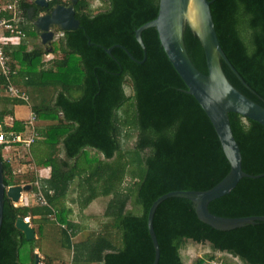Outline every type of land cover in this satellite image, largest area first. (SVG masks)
<instances>
[{
    "label": "trees",
    "instance_id": "trees-1",
    "mask_svg": "<svg viewBox=\"0 0 264 264\" xmlns=\"http://www.w3.org/2000/svg\"><path fill=\"white\" fill-rule=\"evenodd\" d=\"M10 1L25 37L5 46L12 72L7 77L0 70V84L13 82L27 98L1 90L0 126L23 136L34 133V142L47 146L37 165L48 173L19 172L27 168L20 152L34 142H13L9 147L14 158L3 156L5 143H0L6 186L30 183L28 191H33L38 180L46 200L23 203L4 196L0 264H34L36 249L43 264H152L154 247L147 227L151 203L171 190L207 189L230 168L210 118L186 91L153 26L141 32L143 59L135 30L156 16L159 0H102L104 6L96 9L89 0H76L79 26L57 30L48 45L40 42L28 15L29 8L36 15L40 7L33 0ZM4 2L0 0V17L9 14L1 8ZM70 2L49 0L48 6ZM210 10L220 45L247 85L221 60L226 77L264 107V0H212ZM184 41L194 65L207 73L202 44L189 26ZM122 46L143 61L132 59ZM15 104L34 111V127L15 115ZM7 114L14 116L13 126L3 123ZM229 119L243 170L258 176L240 178L228 193L211 200L208 209L223 216L264 215V125L237 112H229ZM130 136L133 144L124 148ZM124 177L129 181L120 186ZM74 184L91 190L85 202L100 186L107 196L103 219L78 239L79 224L68 217L65 205ZM18 216L29 217L34 238L26 239L16 227ZM153 228L157 264H186L188 249L207 258L229 254L241 264H264L261 219L218 229L197 217L190 199L171 196L157 206ZM66 250L72 253L69 261Z\"/></svg>",
    "mask_w": 264,
    "mask_h": 264
},
{
    "label": "water",
    "instance_id": "water-1",
    "mask_svg": "<svg viewBox=\"0 0 264 264\" xmlns=\"http://www.w3.org/2000/svg\"><path fill=\"white\" fill-rule=\"evenodd\" d=\"M37 5H46L48 0H33ZM67 5L56 4L50 12H43L32 19L34 28L42 44L48 45L54 38V29H73L79 26V20L74 15V3ZM212 0H159L156 16L141 24L135 30V37L143 50L146 47L141 37L143 29L153 26L156 28L168 59L185 82L186 91L192 94L210 118L219 137L222 149L229 161V171L224 177L207 189H177L158 196L150 205L147 214V227L154 247L152 264L159 259V245L153 228L154 212L161 201L171 196H181L192 201L197 217L218 229L240 227L255 219L264 220V215L223 216L211 212L208 203L216 197L228 193L244 176L256 177L242 168L240 147L234 138L229 112H237L264 125V107L255 102L237 88L226 77L221 60H224L247 85L241 75L234 69L222 49L214 25L210 4ZM189 26L199 38L207 65V73L199 70L192 62L184 41V29ZM114 45L106 47L111 52ZM123 47V46H122ZM123 49L134 60H137L126 47ZM137 60V61H143ZM31 188L30 183L12 184L6 186L3 178V165L0 153V229L3 217L4 196L13 202H18L21 193ZM15 225L23 231L26 239L35 237V230L29 220L18 216ZM39 254L35 251L34 264H38Z\"/></svg>",
    "mask_w": 264,
    "mask_h": 264
},
{
    "label": "rangeland",
    "instance_id": "rangeland-1",
    "mask_svg": "<svg viewBox=\"0 0 264 264\" xmlns=\"http://www.w3.org/2000/svg\"><path fill=\"white\" fill-rule=\"evenodd\" d=\"M4 1L5 3H9V0H4ZM89 2L91 4V9H96L98 7L104 6V2L102 0H89ZM28 46L29 48L32 47V41L28 43ZM53 56L54 54H48L47 58H50ZM0 104H1V101H0ZM13 108H14V113L17 117L23 118V119L29 117V111H28L27 105L15 104ZM7 116L8 114L4 116L3 122L5 118L8 120ZM133 141H134V136H130L126 140H124L123 141L124 148L132 146ZM47 152H48V149L46 145L35 141L34 144L30 146L27 152L26 151H24V153L22 151L20 152L21 154L20 156L22 157L21 163H24L26 165V166H23V168L24 167H27V168L19 172H23L26 170L31 172L35 169H38L42 176H46L48 173L47 169L45 167H38L37 162ZM2 154L4 157H13L14 151L4 146L2 150ZM122 156L123 158H125L123 151H122ZM128 181H129V178L124 177L122 181L119 183V185L120 186L126 185ZM100 190H101V186L97 188L96 194L88 202L84 201V198H86L85 196L91 192V190L88 187H78L74 184V189L72 190V192L67 194L65 198V205L66 207H69L70 209L68 217L73 219L75 223L79 224L75 239H78L80 236H83L84 234L88 233L91 229L97 227L99 222L103 219L102 210L104 208L107 196L101 194ZM24 192H25V196L21 198L18 202L36 203L34 202V193L32 191H24ZM49 217H52V216H49ZM42 243L47 244V242L45 241H41V244ZM35 251H37V249ZM38 254L40 256L38 264H43V262L40 260V258L42 257V254L39 252ZM71 254L72 253L70 251L66 250L65 256H64L65 260L69 261L71 259ZM185 255L187 256L186 264H197L199 259L202 258L201 253L195 252L191 249L186 250ZM223 257H224V261L226 264H241L235 257L229 254L228 255L226 254Z\"/></svg>",
    "mask_w": 264,
    "mask_h": 264
},
{
    "label": "built area",
    "instance_id": "built-area-1",
    "mask_svg": "<svg viewBox=\"0 0 264 264\" xmlns=\"http://www.w3.org/2000/svg\"><path fill=\"white\" fill-rule=\"evenodd\" d=\"M1 8L9 12L8 15L0 17V70H2L8 77L12 70L10 66V56L6 52L5 46L20 43L25 37V34L17 23V10L15 3L9 2L2 4ZM1 90L12 97L27 98V95L20 91L19 88L10 81H8L5 85L0 84V92ZM7 117L8 120L5 118L3 123L9 127L13 126L14 116L8 114ZM35 119L36 116L34 111L30 110L29 117L24 120V124L27 127H34ZM34 136V133H29L27 136H23L18 131L5 130L0 126V143H5V147H9L15 141H22L29 146L34 142ZM34 183L37 186V189L32 191L34 193V202L45 204L46 200L41 189V183L38 180H35ZM24 219L29 220V217L26 216ZM201 257L202 258L199 259L198 264H223L224 262L223 257Z\"/></svg>",
    "mask_w": 264,
    "mask_h": 264
},
{
    "label": "flooded vegetation",
    "instance_id": "flooded-vegetation-1",
    "mask_svg": "<svg viewBox=\"0 0 264 264\" xmlns=\"http://www.w3.org/2000/svg\"><path fill=\"white\" fill-rule=\"evenodd\" d=\"M48 3H49V0H48ZM48 3L46 4V5H38L40 8H39V10L37 11V13H36V15L34 14V10L32 9V8H29L28 9V15H29V17L31 18V19H33V18H36L37 16H39L41 13H43V12H50L52 9H53V7H54V5H56V4H54L53 6H51V7H49L48 6ZM58 4V3H57ZM57 30H59V28H55L54 29V36L56 35V31ZM61 30V29H60Z\"/></svg>",
    "mask_w": 264,
    "mask_h": 264
},
{
    "label": "crops",
    "instance_id": "crops-1",
    "mask_svg": "<svg viewBox=\"0 0 264 264\" xmlns=\"http://www.w3.org/2000/svg\"><path fill=\"white\" fill-rule=\"evenodd\" d=\"M4 3H5V2H4ZM4 3H3V4H4ZM5 4H6V3H5ZM10 147H11V146H10ZM10 147H8V148L10 149ZM24 196H25V192H22V193H21V197H20V199L23 198Z\"/></svg>",
    "mask_w": 264,
    "mask_h": 264
}]
</instances>
